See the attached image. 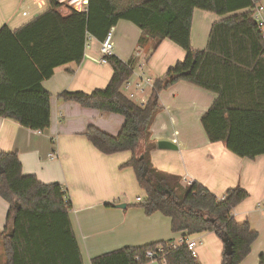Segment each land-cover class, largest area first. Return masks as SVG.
<instances>
[{"label":"trees","instance_id":"trees-1","mask_svg":"<svg viewBox=\"0 0 264 264\" xmlns=\"http://www.w3.org/2000/svg\"><path fill=\"white\" fill-rule=\"evenodd\" d=\"M50 2L49 10L21 28L0 29V116L44 132L51 125V94L43 81L60 66L80 65L89 36L102 41L120 20L133 22L141 30V52L128 61L109 57L113 74L105 87L91 93L64 91L60 98L122 115L117 136L95 125L84 135L105 154L131 152L121 166L132 167L145 190L147 197L139 203L145 214L169 217L172 231L183 237L215 232L224 246L221 264H241L259 236L248 220L238 221L233 213L249 197L248 191L236 186L218 198L199 181L187 184L182 175L156 168L151 159L157 146L152 127L163 110L161 93L186 81L215 94L201 118L210 142H223L240 157L264 155V34L253 16L261 0H89L87 12L67 14ZM196 8L222 16L205 50L191 45ZM165 39L184 48L186 57L154 79L147 104L141 106L128 96L125 83ZM0 197L9 206L3 264H84L70 220L72 202L60 183L24 174L17 152H0ZM172 242L124 246L92 258L91 264H200L187 245L172 248ZM259 264H264V253Z\"/></svg>","mask_w":264,"mask_h":264},{"label":"crops","instance_id":"crops-1","mask_svg":"<svg viewBox=\"0 0 264 264\" xmlns=\"http://www.w3.org/2000/svg\"><path fill=\"white\" fill-rule=\"evenodd\" d=\"M260 4L264 8V0ZM51 7L50 0H0V29L7 25L17 30ZM221 18L216 13L194 9L191 30L193 49L207 48L212 27ZM140 35L141 30L137 25L120 20L114 26V55L128 61L141 52L137 47ZM88 44L80 65L60 66L50 79L43 81V86L51 94V125L48 129L38 132L0 116V152H17L24 174H35L45 183L58 182L68 190L72 202L70 220L84 264L87 261L91 264L92 258L124 246L168 239L178 243L183 237L181 232L172 231L169 217L160 212L145 214L139 206L141 196H138L141 200L137 197L135 206L129 208L123 198V189L132 181L138 183L133 168L121 170V159L116 153L99 151L84 135L89 125H95L117 136L121 131L120 125L124 124V117L84 108L74 101L60 98L64 91L91 93L108 84L113 70L110 65L98 61L101 41L93 38ZM186 53L172 40H163L145 64L147 75L153 79L163 77L171 67L185 59ZM136 79L137 76L134 77ZM163 98L166 99L165 103L162 102ZM214 100L215 94L186 81H179L161 93L163 110L160 114L167 116L169 108L187 106L192 108L195 116L192 119L182 118L178 124L175 118H171L170 126L177 129L171 136L166 132L169 129L167 122L158 126L157 134L155 127L160 114L157 116L152 127L157 145L151 152L152 163L159 167L153 162L157 150L162 149L158 141L165 139L175 142L178 145L176 150H180L176 154L177 164L158 169L182 175L184 181H199L218 198H222L227 189L241 186L248 191L249 197L234 209V216L238 221L248 220L252 229L264 233V212L258 207V203L264 201V155L254 159L240 157L229 151L223 142H210L204 128L198 127V122ZM195 119L197 128L194 127ZM113 122L117 124V131H114ZM53 152L55 156L50 157ZM118 153H129L127 160L132 155L129 151ZM163 156L169 158L171 154L165 153ZM144 196L146 199L145 190ZM123 204L126 206L123 207ZM8 207V203L0 197V264L5 260L3 232L7 226ZM10 230L9 226L5 233ZM191 236L200 241L197 256L200 264H221L224 246L215 232ZM262 253L264 251L259 252L257 264ZM246 260L241 264H245ZM250 262L255 264L254 259ZM147 264L162 263L152 260Z\"/></svg>","mask_w":264,"mask_h":264},{"label":"built area","instance_id":"built-area-1","mask_svg":"<svg viewBox=\"0 0 264 264\" xmlns=\"http://www.w3.org/2000/svg\"><path fill=\"white\" fill-rule=\"evenodd\" d=\"M57 4V10L63 12L62 10H77L80 12L88 11L89 0H54ZM263 6L260 3L255 4L253 8V16L257 23L259 24L263 34H264V13ZM93 39L92 36L88 37L86 46H89L88 42ZM115 53V44H114V27H112L101 41L100 53H99V63L107 65L109 57L113 56ZM137 79L134 80V77L125 83L124 88L128 96L139 103L141 106H145L147 101L145 100V95L150 92L153 88L154 79L147 75L146 68L143 64L139 66V71L136 73ZM50 157L55 156V152L50 153ZM192 181L188 180L187 184H191ZM138 200H141L138 197ZM258 207L261 208L264 212V201L258 203ZM185 244L188 246L189 250L194 256H198V245L200 244L199 240H196L192 237H182L178 243L172 242L170 247L175 248L178 245ZM147 255L149 257L153 256L152 251H148Z\"/></svg>","mask_w":264,"mask_h":264},{"label":"rangeland","instance_id":"rangeland-1","mask_svg":"<svg viewBox=\"0 0 264 264\" xmlns=\"http://www.w3.org/2000/svg\"><path fill=\"white\" fill-rule=\"evenodd\" d=\"M62 11L63 12H69L68 10H62ZM166 91H168V89H166L164 92H166ZM149 96H150V92L148 91V93H146V95H145L146 101L148 100ZM165 101H166V99L163 98L162 102L165 103ZM116 115L119 116L120 118H123L122 115H119V114H116ZM194 116H195V114H194L191 107L186 106V107H181L180 109L169 108V114L167 116L166 115L164 116L163 113L159 115V118L157 120V125L155 127L157 129L156 132H157V134L159 133L158 132V126H160L164 122H167V125H169V129H167L166 132H168L171 136L172 132H174V130H177L176 127L172 128V126H170L171 125V118H175L177 120L176 124H178L180 122V119L188 118V117H190L192 119V118H194ZM195 122H196V119H195ZM113 123H114V127H115L114 131H117L118 130L117 124L115 122H113ZM194 125H195L194 127H196L197 122ZM121 126H122V124L120 125V129H121ZM198 127L203 130L201 119L198 122ZM162 133H164V131H162ZM157 134H156V136H157ZM179 151L180 150H174V149H164V150L158 149L157 153L154 155L153 162L156 164V166H159L158 168H161V169L169 168V167L173 166L172 164H177V155L176 154L179 153ZM165 153L171 154V156L169 158H165L163 156V154H165ZM116 155H117V157H119L121 159V165H122V163H124L123 161L127 160L128 156L130 154L129 153H116ZM123 169H131V168L121 166V170H123ZM187 182H188V180L184 181V183H187ZM123 192H124L123 198L129 204L130 209L135 206L134 202H137L138 196L142 197V201L145 199L144 190L140 187L139 183H137V182L132 181L131 183H129L126 187H124ZM136 206H138V205H136ZM262 214L264 215V213H262ZM258 233H259L258 239L255 241V243L253 245L251 253L248 256L249 258L248 257L246 258L247 260H246L245 264H251V262H250L251 259H254L255 264H257L259 252L264 251L263 250L264 249V233L260 232V230L258 231ZM258 247H260L261 249H256ZM87 264H89L88 261H87Z\"/></svg>","mask_w":264,"mask_h":264},{"label":"water","instance_id":"water-1","mask_svg":"<svg viewBox=\"0 0 264 264\" xmlns=\"http://www.w3.org/2000/svg\"><path fill=\"white\" fill-rule=\"evenodd\" d=\"M158 146L162 149H174V150H176L178 148V145L175 142L165 140V139L158 141ZM141 158H143V155L141 156ZM122 206L125 207L126 205L123 204Z\"/></svg>","mask_w":264,"mask_h":264}]
</instances>
